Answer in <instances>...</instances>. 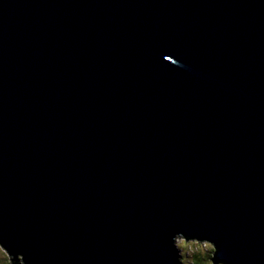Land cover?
<instances>
[{
	"label": "water",
	"instance_id": "obj_1",
	"mask_svg": "<svg viewBox=\"0 0 264 264\" xmlns=\"http://www.w3.org/2000/svg\"><path fill=\"white\" fill-rule=\"evenodd\" d=\"M181 239L264 264V0H0L11 264H183Z\"/></svg>",
	"mask_w": 264,
	"mask_h": 264
},
{
	"label": "rangeland",
	"instance_id": "obj_2",
	"mask_svg": "<svg viewBox=\"0 0 264 264\" xmlns=\"http://www.w3.org/2000/svg\"><path fill=\"white\" fill-rule=\"evenodd\" d=\"M206 245L210 244L198 242L187 243L183 239L178 240L177 246L180 249L183 264H193V261L197 260V258H199L198 264H213L209 257L212 256L214 248L211 246V253H209V249ZM3 253V255H0V264H10V257L4 250ZM205 257H207V260H205Z\"/></svg>",
	"mask_w": 264,
	"mask_h": 264
},
{
	"label": "clouds",
	"instance_id": "obj_3",
	"mask_svg": "<svg viewBox=\"0 0 264 264\" xmlns=\"http://www.w3.org/2000/svg\"><path fill=\"white\" fill-rule=\"evenodd\" d=\"M195 247V246H194ZM206 247L209 249V253H211V245H206ZM198 259L193 261V264H198ZM205 260H207V257H205Z\"/></svg>",
	"mask_w": 264,
	"mask_h": 264
},
{
	"label": "snow or ice",
	"instance_id": "obj_4",
	"mask_svg": "<svg viewBox=\"0 0 264 264\" xmlns=\"http://www.w3.org/2000/svg\"><path fill=\"white\" fill-rule=\"evenodd\" d=\"M165 59H168V57L167 56H165L164 57ZM213 251H215V249H213ZM4 253H3V248H0V255H3Z\"/></svg>",
	"mask_w": 264,
	"mask_h": 264
},
{
	"label": "trees",
	"instance_id": "obj_5",
	"mask_svg": "<svg viewBox=\"0 0 264 264\" xmlns=\"http://www.w3.org/2000/svg\"><path fill=\"white\" fill-rule=\"evenodd\" d=\"M213 247V246H212ZM212 258H213V253H212V256L211 257H209V259L211 260V262H212ZM213 263V262H212ZM10 264H11V261H10ZM214 264V263H213Z\"/></svg>",
	"mask_w": 264,
	"mask_h": 264
}]
</instances>
